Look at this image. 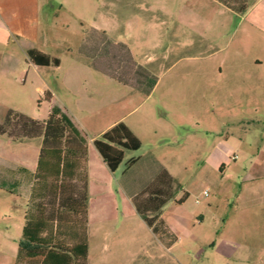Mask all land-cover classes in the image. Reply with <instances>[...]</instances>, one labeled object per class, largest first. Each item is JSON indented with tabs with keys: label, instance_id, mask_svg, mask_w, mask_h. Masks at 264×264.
<instances>
[{
	"label": "rangeland",
	"instance_id": "rangeland-1",
	"mask_svg": "<svg viewBox=\"0 0 264 264\" xmlns=\"http://www.w3.org/2000/svg\"><path fill=\"white\" fill-rule=\"evenodd\" d=\"M28 48L59 66H34ZM121 62L149 79L124 81ZM52 106L88 140L122 118L141 141L114 172L89 145L86 182L75 187L89 193L90 222L107 236L104 245L90 238L88 264H264V0L244 15L217 0H0V123L8 110L43 122ZM8 141L0 135V264H25L17 250L34 247L22 227L35 207L24 180L42 138ZM162 169L183 200L160 212L177 238L169 249L133 208ZM48 203L51 213L57 202ZM100 205L111 213L96 214Z\"/></svg>",
	"mask_w": 264,
	"mask_h": 264
},
{
	"label": "trees",
	"instance_id": "trees-1",
	"mask_svg": "<svg viewBox=\"0 0 264 264\" xmlns=\"http://www.w3.org/2000/svg\"><path fill=\"white\" fill-rule=\"evenodd\" d=\"M217 1L238 15H244L253 2ZM27 55L38 66L59 65L58 59L35 49L27 51ZM0 135L7 136L13 142L42 138L29 199L35 208L24 215L22 228L23 239L34 247H18L17 258L25 264H88L87 195L84 188L79 191L75 187L76 183L86 182L82 163L88 139L84 133L64 111L52 106L48 118L43 122L8 110L0 123ZM92 145L106 167L114 172L121 164L125 151L138 150L141 141L123 122H118L93 139ZM136 162L135 159L130 160L129 166ZM174 183V179L162 169L152 182L153 191L149 197L145 201H133L143 222L155 235L165 237L168 247L177 238L160 218V212L167 202L174 199V194L167 191ZM54 202H57L55 209L47 213L46 204L54 205ZM176 202L182 204L183 200ZM71 225L77 228L76 237L70 233Z\"/></svg>",
	"mask_w": 264,
	"mask_h": 264
},
{
	"label": "crops",
	"instance_id": "crops-1",
	"mask_svg": "<svg viewBox=\"0 0 264 264\" xmlns=\"http://www.w3.org/2000/svg\"><path fill=\"white\" fill-rule=\"evenodd\" d=\"M9 31V30H8ZM96 31H98V30H96ZM3 32H5L6 34H8L7 33V31H5L4 29H3ZM116 44V43H115ZM106 45H107V43L105 42V40H101V41H98L96 44H95V48L97 47V50L100 52V53H102V51H103V49L106 47ZM32 49H35V50H38V49H36V48H28V50L27 51H29V50H32ZM38 51H40V50H38ZM40 52H42V51H40ZM42 53H44V52H42ZM44 54H46V53H44ZM48 55V54H47ZM260 60H258V59H255L254 60V64L255 65H260ZM34 66H36V67H47V66H38V65H35L34 64ZM59 66V65H58ZM108 66V65H107ZM57 67V66H56ZM99 71H102V72H104L105 73V71H106V69H105V65H98L97 67H96ZM117 69H119V70H121L122 72H123V74H125V76H124V78H122L124 81H126L127 82V79L128 78H137L136 80H135V82H136V84H140V85H143L144 83H146V81L149 79V73H142V72H138V68H140V65L137 63V62H132L130 65H128L126 62H121L120 63V65H119V67H116ZM131 70L133 71V70H135L134 71V73L133 72H131ZM127 71L130 73L131 72V74H127ZM48 94H49V92H48ZM50 95V97H52V95L51 94H49ZM122 118H119V119H117V120H115L114 122H112V123H109V124H107L105 127H103L99 132H98V134H97V136H95L94 138H91V139H89L88 141L89 142H87V144H86V155H87V163H88V154L90 153V148H89V145H92V141H93V139H95V138H97V137H99L102 133H104L105 131H107L108 129H110L114 124H116V123H118V122H122V121H120ZM134 134H135V136L138 138V136L136 135V133L129 127V126H127ZM25 139H22V140H20V141H16V142H13V141H11V140H9L8 141V143L9 144H21L23 141H24ZM140 140V139H139ZM92 148H93V150H95L96 151V149L93 147V145H92ZM39 152H40V150H39ZM97 152V151H96ZM97 154H98V152H97ZM38 156H39V153H38ZM38 156H37V159H38ZM98 156H99V158H100V160L102 161V159H101V157H100V155L98 154ZM215 158V165H216V167L219 169V170H221L223 167H224V160L222 159V158H220L219 156H217V157H214ZM220 158V159H219ZM102 163H103V161H102ZM104 164V163H103ZM36 165H37V161H36ZM36 168V167H35ZM22 170H24V169H22ZM31 175H30V177L28 178V177H25L26 178V180H24L25 181V187H27V189H28V196H27V198H28V200L30 199V195H31V191H32V186H33V174L34 173H30ZM73 182H77V181H73ZM15 185V184H14ZM87 191H88V189H87ZM89 192V191H88ZM106 194H108L107 193V190L105 191V190H103L102 189V193H100V195H99V197L102 199V200H104L105 198H103V196H105ZM102 196V197H101ZM171 201V200H170ZM172 201H174L175 203H177L176 201V199H173ZM168 203V202H167ZM166 203V204H167ZM165 204V205H166ZM178 204V203H177ZM88 205H89V193H88V195H87V207H86V242H87V245H88V254H89V252H90V246H91V243H90V238H97V239H101V241H102V244L104 245V243H105V239H106V236H107V230H106V227L102 224V222H97V223H91L90 222V214L92 213L91 211H90V209H89V207H88ZM134 208V210L136 211V208H135V206L133 207ZM252 211H254V212H252L253 214H260V213H262L261 211H259V209L256 211L255 209L254 210H252ZM95 213L96 214H102V215H105V214H109V213H111V208L110 207H107L106 205H100V206H97V208H96V211H95ZM136 213H137V211H136ZM138 214V213H137ZM160 218H161V215H160ZM162 219V218H161ZM239 220H241V219H239ZM165 223V222H164ZM165 225L169 228V230L172 232V233H174L173 232V230H172V228H171V226H168L166 223H165ZM74 226L73 225H71V235L72 236H77V228H73ZM23 228V227H22ZM106 230V231H105ZM67 239V238H66ZM135 239H136V234L135 233H132V238H131V240H133V241H135ZM159 242L161 243V245L165 248V249H169L170 247H172V246H170V247H168L166 244H164L162 241H160L159 240ZM238 252V249H236V250H234V251H232V256L234 255V254H238L237 253ZM239 253H241V254H246V251H241V252H239ZM135 257H137V256H135ZM246 257H248L247 255L246 256H244L243 255V259H245L246 260ZM87 258H88V256H87Z\"/></svg>",
	"mask_w": 264,
	"mask_h": 264
},
{
	"label": "built area",
	"instance_id": "built-area-1",
	"mask_svg": "<svg viewBox=\"0 0 264 264\" xmlns=\"http://www.w3.org/2000/svg\"><path fill=\"white\" fill-rule=\"evenodd\" d=\"M203 195H204V197H207L208 196V193L207 192H204Z\"/></svg>",
	"mask_w": 264,
	"mask_h": 264
}]
</instances>
